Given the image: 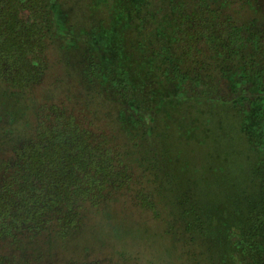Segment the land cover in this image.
Instances as JSON below:
<instances>
[{"label":"trees","instance_id":"16d2710c","mask_svg":"<svg viewBox=\"0 0 264 264\" xmlns=\"http://www.w3.org/2000/svg\"><path fill=\"white\" fill-rule=\"evenodd\" d=\"M101 3L110 19L98 32L95 22L68 32L59 0H0V92L24 94L31 107L36 101L28 91L48 73L49 46L83 37L88 43L84 74L91 82L102 79L111 92L100 94L117 103L123 123L146 122L153 97L143 92H156L158 84L159 92H206L231 110L255 154L254 196L235 222L220 225L223 249L211 253L210 264H264V0H164L170 17L165 24L155 8L140 6L139 0ZM160 27L170 33L165 36ZM72 98L43 97L35 120H26L23 129L22 114L5 113L6 102L0 100V264H102L92 257V241L103 228L104 235L124 236L110 229L127 224L118 200L125 197L142 211L160 212L152 192L134 188L115 138L69 108ZM11 99L15 106L22 102ZM185 228L210 237L203 223L189 221ZM137 248L119 249L113 263L139 261Z\"/></svg>","mask_w":264,"mask_h":264},{"label":"rangeland","instance_id":"374dc122","mask_svg":"<svg viewBox=\"0 0 264 264\" xmlns=\"http://www.w3.org/2000/svg\"><path fill=\"white\" fill-rule=\"evenodd\" d=\"M59 1L63 25L68 32L89 29L93 22L98 32L109 22V10L103 9L99 0ZM163 2L139 0V5L148 3L149 8H155L161 14V24H165L169 23L170 17ZM170 29L165 32L160 27L159 32L167 36ZM128 37L130 42L131 33ZM154 37L157 39L159 35L154 33ZM84 39L70 41V44L55 40L48 49L49 70L44 81L28 91L34 93L31 100L36 102L29 107L30 99L22 96L24 94L0 92V100L6 102L5 113L17 111L22 114L18 124L23 129L26 120H35L36 105L43 97L44 101H53L65 99L67 94L73 96L68 107L96 121L98 127L115 138L114 142L136 181L134 188L152 192L156 197L158 215L142 211L128 198L118 200L116 207L125 210L127 224H113L110 229L124 236L104 235L103 228L92 241V250L95 249L92 257L102 259V264H114L112 257L119 249L135 245L141 249L142 258L133 260L132 264H195L196 259L200 264H210L211 253L223 249V244L218 242L224 237L220 225L225 220L235 222L237 213L242 214L247 209V198L254 196L255 192L251 185L255 154L247 147L237 119L231 110L209 100L206 92H193L188 88L187 92H159L158 84L156 92H143L153 97L144 113L146 122L138 123L131 117L128 123H123L118 118L117 103L105 98L107 93L100 94L111 92L103 85L102 79L91 82L84 74L88 69L82 55L88 46ZM143 42L145 44V40ZM143 58L141 52L140 60ZM138 64H131L136 78ZM142 76L146 79L145 71ZM11 98L22 101L21 109ZM189 221L203 223L209 239L204 233L188 231L185 226ZM215 224L219 227L213 233L211 228ZM139 238L137 245L134 241ZM192 255H195L194 259Z\"/></svg>","mask_w":264,"mask_h":264}]
</instances>
